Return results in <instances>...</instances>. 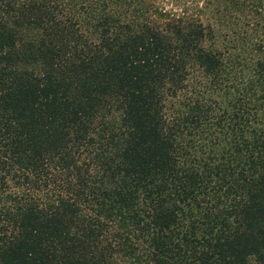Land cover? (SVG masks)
<instances>
[{"label":"trees","instance_id":"trees-1","mask_svg":"<svg viewBox=\"0 0 264 264\" xmlns=\"http://www.w3.org/2000/svg\"><path fill=\"white\" fill-rule=\"evenodd\" d=\"M164 4L0 0V264H264V0Z\"/></svg>","mask_w":264,"mask_h":264},{"label":"rangeland","instance_id":"rangeland-1","mask_svg":"<svg viewBox=\"0 0 264 264\" xmlns=\"http://www.w3.org/2000/svg\"><path fill=\"white\" fill-rule=\"evenodd\" d=\"M165 1V6L167 8H170L172 10H178L179 6L180 7H185L187 9V11H191V12H198L199 8H202L204 6V9L202 10L201 14V18H202V23L206 24L207 23H213L214 24V28L215 31L218 32H224L226 29L230 30L229 28V22L233 17V12L231 11L232 9L227 11V15H225V17H223V19H220L222 16L221 14H211L212 11V7L215 5V7L221 8L224 7L227 4L226 0H164ZM208 1L209 3L205 2ZM205 4V5H204ZM214 7V8H215ZM231 7V5H230ZM199 13V12H198ZM231 13V14H230ZM261 243H260V250L264 251V237H261ZM146 242H140L139 245L137 246V249L134 250V252L136 251L137 255V263L136 264H172L169 261H167V256H163L159 249L157 248L158 244L155 241V244L153 245L154 249H151L150 251H148L146 249V247H144ZM246 245H242L240 246V248L246 249ZM167 252H170L166 247H163ZM121 251H119L118 253H121V255L123 256V259H119L118 260V264H135V263H131L132 258L130 257L131 255L128 254V251H124V247L120 246L119 248ZM161 250V249H160ZM264 255V252H262ZM159 255V256H158ZM251 255H253L251 253ZM119 258V254L117 256ZM158 258H160L158 260ZM162 259V260H161ZM165 260V261H163ZM251 264H262L261 262L257 261L255 255H253L252 257H250V261Z\"/></svg>","mask_w":264,"mask_h":264}]
</instances>
